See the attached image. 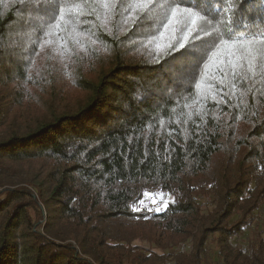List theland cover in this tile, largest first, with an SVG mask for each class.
I'll return each instance as SVG.
<instances>
[{
    "label": "trees",
    "instance_id": "trees-1",
    "mask_svg": "<svg viewBox=\"0 0 264 264\" xmlns=\"http://www.w3.org/2000/svg\"><path fill=\"white\" fill-rule=\"evenodd\" d=\"M39 3L0 0V264H264V76L222 81L223 49L158 64L148 21L61 41Z\"/></svg>",
    "mask_w": 264,
    "mask_h": 264
},
{
    "label": "snow or ice",
    "instance_id": "snow-or-ice-1",
    "mask_svg": "<svg viewBox=\"0 0 264 264\" xmlns=\"http://www.w3.org/2000/svg\"><path fill=\"white\" fill-rule=\"evenodd\" d=\"M207 3L208 0H90L85 3L76 0H40L37 15L47 25L48 34L54 29L61 41L65 40L61 29L67 30L69 25L75 29L83 23L85 15L95 16L97 20L107 23H112V19L116 18L118 25L130 22V26L138 28L148 21L155 28H148L144 35L151 36L148 44L156 45L158 64L162 60L167 63L186 61L188 75L195 78L204 54L211 49H223L222 56H217V52L213 51L210 57L216 58L215 73L222 81L229 75L233 83L237 78L246 79L249 74L253 77L257 73L264 76V25L252 22L245 16L242 10L249 0H239V3L236 0H214L211 9L206 6ZM259 3L264 9V0H259ZM52 20H55L54 24L50 23ZM155 32H159V37ZM82 36L95 41L93 31L82 32ZM165 36L169 41L167 44L157 43ZM196 52L200 54H194ZM141 195L156 205L148 207L154 212L167 208L170 203L163 198L157 201V195L163 197L162 192L144 191ZM137 199L138 203L133 205L134 211H138L146 202L140 197Z\"/></svg>",
    "mask_w": 264,
    "mask_h": 264
},
{
    "label": "rangeland",
    "instance_id": "rangeland-1",
    "mask_svg": "<svg viewBox=\"0 0 264 264\" xmlns=\"http://www.w3.org/2000/svg\"><path fill=\"white\" fill-rule=\"evenodd\" d=\"M161 31H163V28H162V26H161ZM158 35H159V32H158ZM166 38H167V36H165ZM165 37L163 38V39H158L157 40V43H159V44H164V43H166L165 42ZM160 40V41H159ZM148 47V48H153V46H156L155 44H148V42H145V47ZM54 54L56 55V51H55V49H54V47H52V46H45V47H43L42 49H41V57H39V60H41V62H40V64L41 63H46L44 60L46 59V58H48V57H50V56H54ZM73 95H81L79 92H77V91H73Z\"/></svg>",
    "mask_w": 264,
    "mask_h": 264
}]
</instances>
